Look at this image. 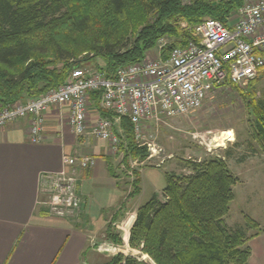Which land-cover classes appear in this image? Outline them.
<instances>
[{
	"label": "trees",
	"instance_id": "obj_1",
	"mask_svg": "<svg viewBox=\"0 0 264 264\" xmlns=\"http://www.w3.org/2000/svg\"><path fill=\"white\" fill-rule=\"evenodd\" d=\"M243 4L244 0H0V104L38 99L63 86L74 70L99 60L104 66L96 65V70L115 76L120 68L145 61L161 40L168 41L161 58L168 59L174 50L200 43L195 27L206 19L228 26ZM227 84L239 90L230 77ZM101 98V91L92 94L91 105L112 119L100 108ZM251 98L254 135L264 149V102ZM119 128L118 151L129 170L130 162L146 160L148 151L137 143L129 119H122ZM188 168V176L167 174L165 202L154 196L139 208L130 231L131 247L157 264H249L248 244L264 230L247 236L227 227L236 177L218 158L191 162ZM112 175L119 179L116 172ZM132 186L131 196L139 195V171H134ZM245 220L249 228L259 229L249 217ZM106 236L123 244L111 227ZM109 264L141 263L117 256Z\"/></svg>",
	"mask_w": 264,
	"mask_h": 264
},
{
	"label": "built area",
	"instance_id": "obj_2",
	"mask_svg": "<svg viewBox=\"0 0 264 264\" xmlns=\"http://www.w3.org/2000/svg\"><path fill=\"white\" fill-rule=\"evenodd\" d=\"M235 16V23L230 24L231 17L228 26L206 19L194 29L200 43L176 49L168 59L159 57L120 68L112 77L78 68L63 86L38 99L7 107L0 104V129L28 120L31 142L38 145L45 141L48 111L67 108L68 124L77 137H95L110 143L115 151L121 143L115 128L122 119H129L137 143L147 148L146 160L157 161L162 150L153 136H146L147 125L159 127L196 111L229 77L234 84L247 87L264 73V0H244ZM167 44V40L159 42L160 52ZM99 91L100 108L112 114V119L97 112L96 122L90 125L91 95ZM62 163L61 172L42 176L45 200L40 204L47 216L73 221L80 217L83 205L79 172L91 170L96 161L91 156L64 155ZM142 166L143 162L132 161L129 174L133 176Z\"/></svg>",
	"mask_w": 264,
	"mask_h": 264
},
{
	"label": "crops",
	"instance_id": "obj_3",
	"mask_svg": "<svg viewBox=\"0 0 264 264\" xmlns=\"http://www.w3.org/2000/svg\"><path fill=\"white\" fill-rule=\"evenodd\" d=\"M97 115L92 106L90 125ZM68 116L67 108H51L46 115L45 141L38 145L31 142L28 120L0 129V264H109L117 255L105 250L111 248L108 243L112 245L103 242L108 228L119 232L126 216L144 205L142 200H133L145 192L147 185L158 197L166 187L160 169H144L140 173V194L126 200V191L112 175L117 172V164L108 142L92 136L77 137ZM121 131L119 126L115 128L116 135ZM64 155L91 156L96 161L91 170L79 172L83 205L76 224L47 216L40 204L45 200L42 176L61 172ZM148 171L153 172L149 177ZM248 245L249 264H264V232Z\"/></svg>",
	"mask_w": 264,
	"mask_h": 264
},
{
	"label": "rangeland",
	"instance_id": "obj_4",
	"mask_svg": "<svg viewBox=\"0 0 264 264\" xmlns=\"http://www.w3.org/2000/svg\"><path fill=\"white\" fill-rule=\"evenodd\" d=\"M234 16L231 18L230 24L235 23L236 16ZM159 57H161V53L157 47L148 53L146 60L154 61ZM96 65L104 66V63L99 60L84 66L96 70ZM254 81L247 87L235 84L239 90L234 85L227 83L216 86L203 105L196 111L168 121L159 127L154 124L147 125L145 134L148 138L153 136L156 144L162 150V155L157 161H140L143 162L140 170L160 169L159 172L163 177L164 184H166L167 174L190 175L191 171L188 164L191 162L204 161L208 158H218L226 162L237 179V185L233 189L235 199L230 205V212L225 222L231 231L241 230L247 236L256 235L264 230L260 226L259 229L249 228L245 220L246 217H249L255 223L259 221L264 225V149L254 135L256 117L250 105L251 97H254L256 102H264V73ZM244 94L251 97L246 98ZM225 133H229L228 136L224 135ZM108 144L117 164L116 173L119 176V183L126 191L125 198L128 200L133 197L131 194L134 191L132 186L134 175H130L129 172L131 171L126 170V167L122 165L123 154H120L118 149L113 151L111 144ZM157 164L161 166L156 167ZM140 170L137 167L134 171L141 173ZM151 173L153 174V172L148 171L146 176L149 177ZM159 195L160 201L165 202L166 198L163 192ZM154 196V188L147 185L145 192L133 202L142 200L143 204H146ZM139 208L126 216L125 225L119 232L116 231V234L118 233L123 239L122 245L108 241L106 235L103 238L107 240L103 242L112 243V245L108 243L109 247L111 246L113 249L109 255L132 257L141 264H157L149 255L144 254L140 249L131 247L129 243L130 231ZM132 217L134 219L129 224V219ZM77 220L74 219L73 224H76ZM99 239L102 240V236Z\"/></svg>",
	"mask_w": 264,
	"mask_h": 264
},
{
	"label": "bare ground",
	"instance_id": "obj_5",
	"mask_svg": "<svg viewBox=\"0 0 264 264\" xmlns=\"http://www.w3.org/2000/svg\"><path fill=\"white\" fill-rule=\"evenodd\" d=\"M229 133H225L224 135L228 136ZM224 138V137H223ZM226 138V137H225Z\"/></svg>",
	"mask_w": 264,
	"mask_h": 264
}]
</instances>
